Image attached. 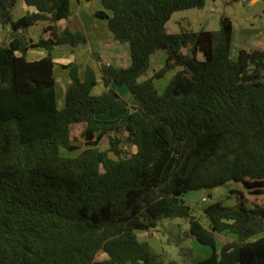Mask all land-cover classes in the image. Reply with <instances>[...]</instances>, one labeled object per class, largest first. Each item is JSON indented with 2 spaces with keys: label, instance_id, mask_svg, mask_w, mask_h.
Instances as JSON below:
<instances>
[{
  "label": "trees",
  "instance_id": "16d2710c",
  "mask_svg": "<svg viewBox=\"0 0 264 264\" xmlns=\"http://www.w3.org/2000/svg\"><path fill=\"white\" fill-rule=\"evenodd\" d=\"M17 1L0 0V264H178L138 236L175 219L187 220L182 238L210 248L189 264H264V203L230 190L241 200L202 205L197 217L182 199L228 183L264 194V47L231 57L225 16L214 30L166 32L173 12L205 0H95L96 17L128 43L131 60L125 68L101 63L105 90L95 95L91 66L80 78L81 62L52 54L87 44L81 30L58 27L71 15L69 0H22L29 11L14 18ZM38 23L46 36L34 41L27 30ZM33 49L45 55L28 60ZM160 50L164 62L149 74ZM55 66L70 79L62 108ZM169 71L159 92L155 81ZM77 125L83 146L71 135ZM221 233L231 240L219 246Z\"/></svg>",
  "mask_w": 264,
  "mask_h": 264
},
{
  "label": "rangeland",
  "instance_id": "374dc122",
  "mask_svg": "<svg viewBox=\"0 0 264 264\" xmlns=\"http://www.w3.org/2000/svg\"><path fill=\"white\" fill-rule=\"evenodd\" d=\"M74 0H69V4L73 3ZM247 4H244L243 0H205V4L202 8H191L185 10H178L172 13L170 19L165 24V30L168 33L179 32L181 30H192L199 31L201 29L205 30H214L218 28L220 17H228L235 29V36L238 34L239 30L245 29L247 27H254L257 30L264 28V13H257L254 17H249V11L245 10ZM249 12V13H244ZM6 29H2L0 33V41L4 37ZM110 32V31H109ZM38 33L41 34V27L38 29ZM84 47V46H83ZM79 47L76 48V53H82L85 48ZM86 47V46H85ZM87 48V47H86ZM38 50V49H37ZM36 50L31 52L32 55L36 54ZM231 54H235V48L232 49ZM30 55V56H32ZM93 57V56H92ZM164 51L157 52L151 57V69L149 74L153 70L158 69L164 62ZM94 58V57H93ZM55 71L56 79V93L57 98H59L60 88L63 86V78L60 71H65L63 68L57 66ZM174 71L166 72L161 78H158L155 81V86L160 92L169 82ZM98 80V87H100L101 76ZM60 87V88H59ZM81 126H73L71 135L75 138V143L79 146H83V139L80 135ZM101 149L107 148L106 139H103L100 144ZM80 149L67 151L61 150V155L64 156H74ZM109 156L113 157L112 154ZM230 190H240L244 192V196L249 202L263 204L264 203V194H255L242 187L241 184L237 183H228L222 188H217L214 190H204L202 191H188L182 195V199L190 204L193 207V214L197 217H200V207L211 202H221L223 205L232 206L235 205L238 201L241 200L240 195L232 194ZM216 192H220L217 195ZM229 192V193H228ZM211 195L210 198H207V194ZM230 194V195H228ZM202 196L206 198V201H202ZM203 223H206L204 217L201 218ZM174 223V231L172 232L170 224ZM188 227L187 220L185 219H175L172 222H164L158 225L157 231H149L145 234L139 232L138 236L141 239L142 236L147 238V241L153 242V249L162 255L163 260L165 261H175L178 264H189L192 257L196 259H201L210 253V248L203 246L197 243L194 239L191 238H182L183 230H186ZM168 228V230H167ZM172 232V233H170ZM178 236L180 242L178 241ZM217 244L220 246L223 242L231 240V235L226 233H221L216 235ZM179 242V243H177ZM105 255L99 253L97 255V260H101Z\"/></svg>",
  "mask_w": 264,
  "mask_h": 264
},
{
  "label": "crops",
  "instance_id": "0c3cea01",
  "mask_svg": "<svg viewBox=\"0 0 264 264\" xmlns=\"http://www.w3.org/2000/svg\"><path fill=\"white\" fill-rule=\"evenodd\" d=\"M244 4L246 5V9L249 12V17H254L257 13H264V0H243ZM70 8V16L68 20H61L58 22L59 28H64L68 26L70 29H78L81 30L87 36V44L86 47L84 46L85 50L78 54L76 53V49L74 52L71 51L68 47H58L52 51L53 57L58 59L60 62H67L69 59L76 58L79 62L82 63L83 66L79 67L78 74L79 77L82 78L84 74V66L89 65L95 72L96 78L99 79L101 76L100 72V64H111L115 67L125 68L130 65V53H129V45L128 43H121L113 39L112 34L109 32L106 20L96 17L95 12L101 9V5L98 1H84V0H74L73 3L69 4ZM27 11H29V7H27L22 0H18L13 8V17L18 18L24 15ZM45 24L38 23L29 27L27 30L28 35L36 41L39 36H46L45 34L38 33L39 27H43ZM233 26V25H232ZM7 30V29H6ZM0 33L2 34L1 30ZM6 33V31H5ZM5 38V37H3ZM2 38V39H3ZM255 46L264 47V28L261 30H257L254 27H247L245 29L239 30L238 34L235 36V29L233 27L232 32V41H231V50L235 48V54H231V57L235 58L238 50L244 49H251ZM36 50V54L32 55L31 52ZM28 52L27 59L28 60H35L39 59L45 55V51L41 49H33ZM162 50L158 51L161 52ZM96 53L100 57V61H97L95 58L92 57V54ZM32 55V56H30ZM165 52L164 57L165 58ZM57 66L54 67V76ZM65 71H60L63 78V86L60 88V95L57 98L56 93V79H55V93H56V100L58 108L63 107V95L65 87L68 83H70L68 70L64 69ZM98 84V82H97ZM95 85L92 89V93L95 95L101 94L105 88L100 82V87ZM118 93L123 96L127 100H132L131 95L129 94L126 86H118L117 87ZM204 191V190H203ZM202 191V193H203ZM217 195L220 192H216ZM229 193V192H228ZM210 194V193H209ZM209 194L206 196L209 197ZM204 195V193H203ZM212 195V194H211ZM203 197V196H202ZM144 234L146 232H143ZM140 237V236H139ZM147 238L144 236L141 237V240L147 241ZM153 247V242L150 240L147 241ZM105 258V257H104ZM102 258V259H104Z\"/></svg>",
  "mask_w": 264,
  "mask_h": 264
},
{
  "label": "built area",
  "instance_id": "2783aa9c",
  "mask_svg": "<svg viewBox=\"0 0 264 264\" xmlns=\"http://www.w3.org/2000/svg\"><path fill=\"white\" fill-rule=\"evenodd\" d=\"M202 200H206V198L203 197Z\"/></svg>",
  "mask_w": 264,
  "mask_h": 264
}]
</instances>
